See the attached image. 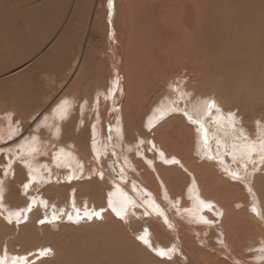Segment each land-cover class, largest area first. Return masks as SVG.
Returning a JSON list of instances; mask_svg holds the SVG:
<instances>
[{
  "label": "bare ground",
  "instance_id": "obj_1",
  "mask_svg": "<svg viewBox=\"0 0 264 264\" xmlns=\"http://www.w3.org/2000/svg\"><path fill=\"white\" fill-rule=\"evenodd\" d=\"M135 1L138 10L135 5L133 7L138 21L140 24L151 22L152 28L147 32L144 28L135 31L131 29L127 33L135 38L137 36L142 39V43L151 47L158 40L161 41L156 52L150 50V55L152 53L155 57L156 54V58L136 67L137 75L144 78H141L142 81H149L145 74L154 70L161 73L157 77L151 75L154 85L165 84L166 76H162V73H166L168 66V50L172 51V60L169 62L177 64L185 72L189 71L191 64L198 68H207V80L200 75L194 80V86L189 82L180 90L168 82L167 86H171L173 90L159 96L142 122L144 130L146 128L153 137L163 141L157 144L155 139L145 137L138 142L129 143L126 119L137 122L140 127V119L133 116L131 120L129 117L132 111L136 112L135 106L139 104H135L136 99L133 97L127 103L124 100L127 89L125 90L122 81L123 66L121 67L119 48L123 44L115 31L120 20L115 9L118 1L108 0L109 11L104 17L110 25H107L109 38L105 49L107 51L108 48L114 78L107 104L111 103L114 107L111 108L108 123L103 122V125L109 129V134L105 132L102 123L99 124L98 119L92 126L95 137H92L87 149L91 154L83 153L77 147V142L61 144L62 138L65 140L64 121L72 114L75 104L72 99H64L45 115L42 122L48 132H55L52 137L56 141L43 146L39 138L41 130L39 125H35L33 139L16 146V150L11 151L12 156L8 157L5 177L9 180L0 179V191L5 192L11 179V171H15V179L18 173H24L26 176L22 175L23 180L25 179L22 181L28 191L32 189L33 182L41 184L53 179L54 172L59 173L54 167L61 166L65 171L60 172L65 175L64 180L74 186L68 195L73 212L76 211L77 214L83 210L82 214L77 215L78 218H74L72 213L69 216L71 220L82 224L98 218L103 221L102 227L92 225L79 231L80 236L85 234L81 244L86 245H80L74 253L65 247L61 249L63 246L60 245L61 250H58L53 245L58 255L54 247L51 251L44 248L38 251L36 257H31L33 251L17 254L18 260L11 256L12 252L9 250L11 245L21 240L22 228H27L31 236L34 235V230L39 231L46 242L52 237L60 241L64 236L54 234L60 229L61 220L57 218L61 214L53 213L52 219L46 218L50 230L43 224L33 222L29 212L34 211V205L41 204L45 207L49 202L27 194L31 200L30 205L23 212H15L18 221L24 225L22 228L19 225L9 228L3 237L4 240L7 239V252L4 257H0V264H264V96L262 98L261 95V92L264 95V0ZM6 2H11L18 13L24 14V17L18 14L19 20H23L21 22L24 29L31 28L34 32L45 28L43 12L50 9L48 0V8L44 0ZM157 10L159 13L161 10L166 29L163 28L165 24H159L155 18ZM5 28L0 27L2 34L5 33ZM12 28L9 29V38L6 39L8 43H16L17 46H14L17 49L21 46L22 34L18 28L15 31ZM33 48L35 51L39 50V46ZM33 48H30V53ZM47 57L49 56L45 55L34 62L31 68L21 74L15 73L13 76H16V84L25 80L27 75H33L37 79L39 73L33 70L44 68V62L49 60ZM25 58L26 55H18L13 58L12 63L24 62ZM213 63L217 65L213 67ZM196 66L191 67L193 72L197 69ZM217 66H221L226 74L229 72L237 78L242 89L249 94L248 99H242L234 93L228 97L227 91L231 84L224 79L219 81L216 78V84L212 85L216 90L209 89L204 94L199 90L203 80L211 83L210 74ZM32 84L34 88L42 89L36 81ZM24 105L29 108L31 104L26 99ZM18 112L20 113L19 110ZM17 128L15 122H9L6 127L0 125L1 134H5L2 138L12 140L19 134ZM160 137L164 139L160 140ZM258 137L260 140H257ZM167 141H171L172 151L167 149ZM53 144H56L58 150L54 155L56 157L51 164L43 163L41 155H48ZM136 150L139 152H135ZM138 158L144 166H140ZM86 162H90L91 170ZM233 162H236L237 168L232 166ZM251 164L253 168L249 167L250 170L240 172L245 165ZM43 170L52 175L46 177ZM59 177L57 176V180ZM80 180L86 183L82 184H85L83 188L86 190L83 194L87 197L80 194L82 184H75ZM61 188L66 189L53 187L56 195ZM243 188L249 194V202L240 198L242 194L238 190ZM2 193L0 192V205L4 204L1 203L4 202ZM34 223L38 225L37 229L34 228ZM1 225L3 222L0 219ZM87 238L89 241L85 242ZM42 260L44 261L40 263Z\"/></svg>",
  "mask_w": 264,
  "mask_h": 264
},
{
  "label": "rangeland",
  "instance_id": "obj_2",
  "mask_svg": "<svg viewBox=\"0 0 264 264\" xmlns=\"http://www.w3.org/2000/svg\"><path fill=\"white\" fill-rule=\"evenodd\" d=\"M6 1L7 0H0V27L1 26L6 27L5 31H3L6 34L5 33L2 34L0 30V125L6 127L9 125V122L11 123L15 122L16 124L15 126H18L17 129L19 131V134L15 135L12 138V140L10 139L5 140L2 138V136H4L5 134L4 133L1 134L0 131V136H1L0 137V179L1 180L3 179L9 180V178L5 177L6 168L9 163L8 157L11 155V151L16 150V146L18 147V145H21L22 142L30 141L31 139H33V135H34L33 131L35 125H39V129L41 130L39 138L41 139L43 146H45V144H52L53 141L54 142L56 141L52 137V135H55V132H48L46 130V128L42 123L44 120L43 118H45V115L49 111H51V109L53 108L52 106L54 104L57 105L59 102H61L64 99L67 100L69 96L74 97V99H76L75 101H79L81 103H84L83 102L84 100L88 102H85L86 105L85 108L83 109L84 112L83 115L82 113H80L81 119L79 121L77 117L79 110L76 109L77 122L63 125V137H65V140H63L62 138L61 144H64L65 142L68 143L69 141H73V143L77 142L78 143L77 147L83 153H86L87 155L91 154L90 150H89L90 153L87 152V149H88V145H90L89 143L90 140H92V137H95L94 134L92 133L93 122L95 121L96 116L97 118L98 116H100L99 113H102L103 114L102 116L104 118L106 111L108 112V110L111 107V103L107 104V101H110L108 99V93L110 92V89L113 87V86L111 87V81L114 78V73H112V64L110 62V59L108 58V48L107 51L105 49L109 38L107 32L109 29L108 26L110 25V23L105 21L106 19L104 17L106 16V12L109 11L108 0H48L49 5L47 0H44L46 2V7L47 5L50 6L49 10L45 9V11L43 12V20H44L43 27L45 28L42 31H40V29L39 30L37 29L34 32L31 28H29L28 30L24 29L22 23L23 20H19L20 18L18 15L21 14V16L24 17V14L22 12L18 13L17 9L14 8L13 4L11 2H6ZM117 1H118L117 7L115 9L118 14V19L120 20H118L117 26H115V31L117 36L119 37V41L121 42V44H123V46H119V48L121 50L120 54L122 57L121 67L123 66L124 68L123 69L120 67L121 71L123 72L122 81L125 86V90L127 89V91H125L126 93L124 96L125 97L124 100L126 99L125 103H127L128 99H130L131 97L136 99L135 104H139L135 106L137 113L135 111L134 112L132 111L129 117L131 120L133 116L141 120L140 121L141 125L139 127V124L138 125L136 124L137 122L129 121V119H126L127 127L129 128L127 130L128 131L127 140L129 143H134V142H138L140 138L151 137L155 139V141H157V144H160L163 141L161 139L164 138L160 137L161 140L160 142L159 138L153 137V134H150L149 130H147L146 128L144 130L142 128V122L145 115L150 111L152 105L155 103L157 99L161 97L162 94L169 92V90H173L171 86L169 87L167 86L168 82L174 84L175 87L178 88V90H180L183 85L189 82L191 83V85L194 86L196 83V81L194 80H197V77L200 75H202L205 79L208 76V70H206L207 68L206 69H204V67L198 68L196 65L191 64L192 66H196L197 69H195V72H193L191 69L192 66H189V71L188 72L186 71L187 72L186 73L183 70V68L179 69L177 64L174 65L169 62L170 60H172L170 58L172 55V51L169 52L168 50L166 52V61H168L169 64L166 63L168 65L166 67V71H165L166 73H162L163 74L162 76H166L165 77L166 82L164 84L165 86L162 84L161 85L158 84L157 85L158 87L154 85L155 83L152 82L153 81L152 76L155 75V77H157L161 74L154 70L152 72L150 70L149 73L146 71L147 74H145V76L146 75L148 76L146 77L149 79V81L143 82L142 79L144 78L140 74L137 75L136 67L138 68L139 65L142 66L143 62H147V61L150 62L152 61V59L156 58V54L155 57L154 54L152 53L150 55V50H154L153 52H156L157 47L161 41L158 40L157 44H154L152 45L153 47H151L147 44L142 43V39L140 40V38H138L137 36L135 38L132 37V35H129L128 33H130L131 29L135 31V29L142 30L144 28L147 32L148 29L152 28V23L148 22V23L140 24V21H138L139 18L133 7L134 5L136 7L137 4L135 0H117ZM129 2L131 3V5ZM165 8L167 7L165 6ZM136 10H138L137 7ZM123 12L125 13L123 14ZM132 15L136 18H134ZM155 18L159 24L161 25L165 24L161 10L160 13L159 10L155 12ZM130 22L132 23V26ZM11 27H13L12 31H15V29L18 28L17 30L20 31L22 34L21 36L22 41L20 43L21 46L18 45L20 47H18L17 49L15 48L17 46L16 43H14L16 45L14 46V44H11L13 43V41L12 42L10 41L9 43L7 42V39L10 36L9 29ZM166 27L167 25L165 24L163 28L166 29ZM63 37H65V40H63ZM59 44L61 46L58 47ZM128 45L130 47L132 46L131 48L132 50ZM36 46H39V50L35 51V48L33 47ZM30 48H33L32 49L33 51L31 53H30ZM100 54H102V56ZM18 55H26L24 62L12 63L13 58L17 57ZM45 55L49 56L47 57L49 60H47V62H44V64L46 63L45 67L34 68L33 70L37 74L39 73L38 74L39 77L35 79L33 75L32 76L27 75L25 77V80H21L18 84H16V81H14V78L16 76L13 75H16L15 73H18L17 75H19L23 71L31 68L34 62H37ZM58 64L60 67L58 66ZM216 65H217L216 63H213V67H215ZM211 71L212 70H210V72ZM216 78L219 81L221 79L222 80L224 79L226 83H229V85L231 84L227 91V93H229L228 97L233 95L231 93H234L241 96L242 99L246 100L249 98L248 97L249 94L246 92V90L242 89V87L240 86V82L237 80V78L233 75L231 76L229 72L228 74H226L223 68H221V66L220 67L217 66L214 72L210 74L211 83L208 84L203 80L199 86V90L200 91L202 90L203 94L208 93L209 89L211 91L216 90L215 86H212L216 84L217 81ZM34 81H36V83L39 84L38 86H42V89L37 86H36L37 89L34 88L32 86L33 85L32 83ZM153 86H156V89L155 88L153 89ZM93 89H97V91L95 90L94 92H91ZM261 95L263 98L264 96L263 92H261ZM26 99L28 100L29 104H31L30 107L28 105L30 109L26 108V106L24 105ZM144 103H146V105ZM77 104L78 106L80 105L79 103ZM87 106H89V108H87ZM18 110L20 111V113L22 112L21 114H23V116L18 112ZM262 116L264 115L262 114ZM7 119H9V121ZM38 119H39V123L37 124ZM68 119L69 117L67 118V120ZM82 120L83 123H81ZM103 122L104 124H106V120L105 121L100 120L99 124L102 123L101 125L106 129L105 132H107V130L109 129L107 128V126L103 125ZM136 127H138V129ZM104 128H103V132H104ZM133 128L136 129H134L133 131ZM255 136L256 135H254V137ZM249 138L251 139L250 135ZM259 138L260 137H258L257 140H260ZM15 141L16 144H14ZM143 145L145 146L146 144ZM166 145L167 146L169 145L167 149L169 151H172L173 146L171 144V141H167ZM144 146H142V148ZM57 151L58 150L56 144H53L52 146H50L48 155H41L40 159L43 161V163L51 164L53 158L56 157L54 155L56 154ZM137 151L138 150H136L135 152ZM132 153L134 154V152ZM91 159L93 160V158ZM140 160L141 159L138 158L137 162L140 163V166L141 165L144 166L142 162H140ZM86 164L89 165L88 169L91 170L90 162H86ZM232 166L237 168L236 162H233ZM249 167L253 168L252 164L245 165L243 170H241L240 172L241 173L246 172L249 169ZM54 169L55 171L57 170L59 173L54 172L55 177L53 179L41 184H39L38 182H33L31 184L32 189L28 191L24 188L23 185V181L25 179L23 180L22 175L24 173H22L21 175L18 173L15 179L14 178L15 171L14 170L11 171L12 173V174L10 173L11 179L9 181L7 190L5 192L3 190L0 191L1 193L3 192L2 195H4V202L1 201V203L4 204L0 205V219L3 222V225L0 226V257H4L5 253L7 252L5 248L6 247L5 243L7 242V239L4 240L3 237L7 234L9 228H15V226L17 227L20 226L22 228V225H24L21 224L20 221H18L17 219L18 216H16L15 212L18 210L20 212H23L24 209H26L27 206L30 205L31 200L29 199L30 197H28L27 194L30 195L32 194L34 197L35 196L41 197L42 199H46L49 202V205L45 207L39 204V206L34 205V211L30 210L29 215L31 216L33 222L38 223V225L43 224V226L45 225L46 228L49 229L46 218L52 219L51 217H53L54 215L53 213L56 214L58 213L59 215L61 214L60 216H58L59 218H57L61 220L60 229L56 233L54 232V234L55 235L61 234L60 236L62 235L64 236L61 237L62 239L60 241L59 239L52 237V239L50 240L52 242L49 243L50 241L46 242L42 238V234H40L39 231L36 230L37 232H35L34 230L33 231L34 235L31 236L29 232H27L28 230L27 228L26 230H23L24 228H22L21 240L19 241V243H15L11 245L10 247L11 250H9L12 252L11 256L18 260L19 257L17 254H26L33 251V255L31 257L33 256L36 257L38 251L43 250L44 248H48L47 250L51 251L50 249L54 247L53 245H55L56 249L58 248V250L64 249L65 247L68 248V250L71 249L74 253L76 250L80 248V245H86L85 243L81 244L84 241L83 239H85V234H82L80 236V233H78L79 231L83 230V228L85 227H90L92 225H100L102 227L101 224L103 223V221L98 218H92L93 221L91 220L89 222H85L82 224L80 223L78 224L75 220H71L68 218L72 213L74 218H78L77 215L82 214L83 210L78 211L77 214L76 211L73 212L74 209L72 205H70L71 200L68 199V195L74 186H72V184H69L64 180L65 175L63 173H60L64 171L63 167L61 166H59L58 168L54 167ZM25 170L27 171V169ZM43 174L44 175L46 174L45 175L46 177H50V175H52V174L49 175V171L44 172V170H43ZM25 176L26 175L24 174V177ZM57 176L58 177L60 176L59 177L60 180L59 179L57 180ZM240 177H243L245 179V177L242 175ZM27 178L28 176L26 177V179ZM227 179L229 178L227 177ZM80 181H76L75 184L85 183V181L83 182V180ZM85 184L81 185L82 189L80 191L82 193L79 191L83 197H87L86 195L84 196L83 194L84 191L86 190L83 188L85 187ZM57 186L66 187V189L65 190H63V188H61L62 190L58 189L59 193H57L56 195L55 193L56 191L55 189H53V187H57ZM238 191L239 193L242 194L240 196L241 199H246L247 202L250 201V197L248 198L249 194L246 193V190L244 188L243 190L239 189ZM176 202H178V200ZM260 207L263 208V205H261ZM10 212H13L14 214L11 215ZM65 214H67V216ZM240 217L244 218L242 217V215H240ZM214 218H215V214L213 219ZM24 223L26 224L27 221L25 220ZM38 225L34 223V228L37 229L36 226ZM75 234H77V236ZM55 235L53 236L55 237ZM78 239H81V241H79ZM88 239L89 238H87L85 242L89 241ZM53 243H56L57 245ZM59 245L63 247L60 249ZM36 250L37 252H35ZM56 252L58 255L57 250ZM43 261L44 260L40 261V263H42Z\"/></svg>",
  "mask_w": 264,
  "mask_h": 264
},
{
  "label": "crops",
  "instance_id": "obj_3",
  "mask_svg": "<svg viewBox=\"0 0 264 264\" xmlns=\"http://www.w3.org/2000/svg\"><path fill=\"white\" fill-rule=\"evenodd\" d=\"M97 91V89H93L91 92H94V91ZM68 97V96H67ZM69 99H72L73 101H75L76 99H74V97H68ZM84 103H81V102H79V101H75L74 103H75V105H74V107H73V112H72V114L69 116V119L67 120V121H64V123L65 124H69V123H75V122H77V118H76V115H77V112H76V109H78L79 111H78V121L81 119L80 118V113H82V109L83 108H85V102H88V101H86V100H84L83 101ZM77 103H79L80 105L78 106V104ZM55 105V104H54ZM52 106V107H55V106ZM88 105H89V103H88ZM76 107V108H75ZM87 108H89V106H87ZM111 108H113V106H112V104H111V107H110V109L108 110V112L106 111V113H108V116H107V114H105V116H104V118H103V114L102 113H99L100 114V116H98V118H97V116H96V118H95V120H98L99 118H100V120H102V121H104V119L106 120V124L108 123V120H109V115H110V111H111ZM53 109V108H52ZM51 109V110H52ZM81 109V110H80ZM50 112V111H49ZM76 112V113H75ZM13 121V120H12ZM94 122H96V121H94ZM93 122V123H94ZM16 125V124H15ZM107 133H108V130H107Z\"/></svg>",
  "mask_w": 264,
  "mask_h": 264
},
{
  "label": "snow or ice",
  "instance_id": "obj_4",
  "mask_svg": "<svg viewBox=\"0 0 264 264\" xmlns=\"http://www.w3.org/2000/svg\"><path fill=\"white\" fill-rule=\"evenodd\" d=\"M212 106H213V107L215 106V105H214V102H213ZM96 215H97V216H99V214H98V213H97ZM117 215H119V213H117ZM69 219H71V217H69ZM205 222H207V221H205ZM141 239H143V238H141ZM145 243H148V241H147V240H145ZM160 254H161V255H164V253H163V252H161Z\"/></svg>",
  "mask_w": 264,
  "mask_h": 264
}]
</instances>
